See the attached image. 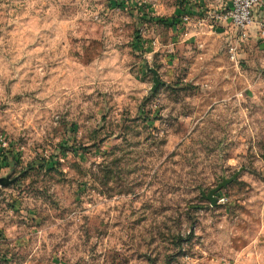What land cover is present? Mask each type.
<instances>
[{"label": "rangeland", "instance_id": "374dc122", "mask_svg": "<svg viewBox=\"0 0 264 264\" xmlns=\"http://www.w3.org/2000/svg\"><path fill=\"white\" fill-rule=\"evenodd\" d=\"M187 3L0 0V264H264V48Z\"/></svg>", "mask_w": 264, "mask_h": 264}, {"label": "crops", "instance_id": "0c3cea01", "mask_svg": "<svg viewBox=\"0 0 264 264\" xmlns=\"http://www.w3.org/2000/svg\"><path fill=\"white\" fill-rule=\"evenodd\" d=\"M264 2V0H263ZM187 11L191 15L197 17L196 24L202 26L195 30V34L199 35L198 39L202 38V34L217 35L219 38H224L228 42H240L241 44H253L258 43L259 46L264 48V40L258 34L257 26L252 27L249 30V36L245 40H241L238 36V32L232 27L230 22L224 20L219 21L214 17H220L227 14L230 6L228 0H188ZM256 21L264 20V8L255 13ZM211 24V27H207ZM207 28H210L206 32ZM246 45V46H247Z\"/></svg>", "mask_w": 264, "mask_h": 264}, {"label": "built area", "instance_id": "2783aa9c", "mask_svg": "<svg viewBox=\"0 0 264 264\" xmlns=\"http://www.w3.org/2000/svg\"><path fill=\"white\" fill-rule=\"evenodd\" d=\"M229 10L227 14L220 17H214L219 21L230 22L232 27L238 32V36L241 40H245L249 36V30L257 26L258 34L264 40V20L256 21L255 13L260 9L263 10V0H228ZM190 17H186L184 20L188 21ZM233 53L234 50H231ZM1 147H6V144H0ZM1 158V154H0Z\"/></svg>", "mask_w": 264, "mask_h": 264}, {"label": "water", "instance_id": "95a60500", "mask_svg": "<svg viewBox=\"0 0 264 264\" xmlns=\"http://www.w3.org/2000/svg\"><path fill=\"white\" fill-rule=\"evenodd\" d=\"M159 85H160V83H159V81H158V77H157V75L155 74V77H154V88H153V92H155V91L158 89ZM240 173H241V171H239L237 174H235V175H234L232 178H230V179H226V178H224V179L222 180V182L217 186V188H215L214 190H212L208 195L205 194L204 192H202V197H203V199H205L206 201L210 202L211 205H212L213 207H216L217 204H218V200H217L216 194H217L220 190H222V189L228 187L229 185H231L232 183H234L235 181H237V179H238ZM0 184L6 186V185H8V182H7L6 179H0Z\"/></svg>", "mask_w": 264, "mask_h": 264}, {"label": "trees", "instance_id": "16d2710c", "mask_svg": "<svg viewBox=\"0 0 264 264\" xmlns=\"http://www.w3.org/2000/svg\"><path fill=\"white\" fill-rule=\"evenodd\" d=\"M0 161H1V158H0Z\"/></svg>", "mask_w": 264, "mask_h": 264}]
</instances>
